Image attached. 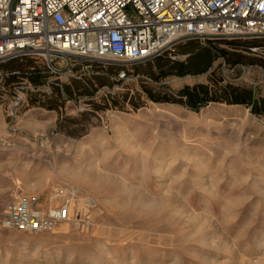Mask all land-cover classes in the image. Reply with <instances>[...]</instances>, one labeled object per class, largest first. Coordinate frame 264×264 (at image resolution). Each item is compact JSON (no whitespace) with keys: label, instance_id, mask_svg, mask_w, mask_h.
<instances>
[{"label":"rangeland","instance_id":"obj_1","mask_svg":"<svg viewBox=\"0 0 264 264\" xmlns=\"http://www.w3.org/2000/svg\"><path fill=\"white\" fill-rule=\"evenodd\" d=\"M190 43L211 53L210 69L160 82L146 74L189 55L94 64L75 77L40 59L0 63V264H264V115L217 102L196 112L144 88L180 99L185 86L220 95L232 85L264 97V37L180 46ZM20 84L39 92L18 108ZM65 188L78 197L54 233L3 226L8 204L37 196L47 213Z\"/></svg>","mask_w":264,"mask_h":264},{"label":"built area","instance_id":"obj_2","mask_svg":"<svg viewBox=\"0 0 264 264\" xmlns=\"http://www.w3.org/2000/svg\"><path fill=\"white\" fill-rule=\"evenodd\" d=\"M225 37H264V0H0V63L40 59L55 75L82 76L95 72L94 64L143 63L175 53L188 40ZM259 70L264 81V68ZM129 78L119 71L118 80ZM16 87L18 108L25 95L39 92L35 86ZM85 101L79 100L84 111ZM60 195L65 200L47 213L37 207V196L8 204L3 226L54 233L70 220L78 197L74 188Z\"/></svg>","mask_w":264,"mask_h":264},{"label":"trees","instance_id":"obj_3","mask_svg":"<svg viewBox=\"0 0 264 264\" xmlns=\"http://www.w3.org/2000/svg\"><path fill=\"white\" fill-rule=\"evenodd\" d=\"M176 48L178 53L189 55L185 62H167L156 64L158 70L157 75L154 73L146 74V77L153 82H160L161 79L168 78L173 74L179 76L186 75H202L206 73L212 64V56L210 52H200L192 48V43L185 46ZM157 57L153 60H156ZM213 85L211 84H197L194 86H185L178 94L180 99H172L170 97H156L153 95L152 90L148 87H144L148 93L150 99L154 102L162 103H175L185 106L186 108L199 112L200 109L205 107L209 102L228 103L233 105H244L251 110L254 115H264V97H257V95L251 90L246 88L234 87L232 85H226L219 89L220 95L215 91L212 94ZM215 86V84H214Z\"/></svg>","mask_w":264,"mask_h":264}]
</instances>
